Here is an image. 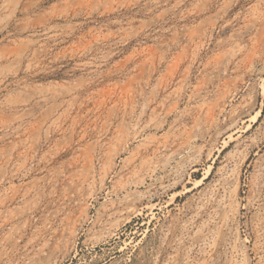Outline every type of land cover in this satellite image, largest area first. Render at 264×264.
Masks as SVG:
<instances>
[{"label":"rangeland","instance_id":"374dc122","mask_svg":"<svg viewBox=\"0 0 264 264\" xmlns=\"http://www.w3.org/2000/svg\"><path fill=\"white\" fill-rule=\"evenodd\" d=\"M0 264H264V0H0Z\"/></svg>","mask_w":264,"mask_h":264}]
</instances>
